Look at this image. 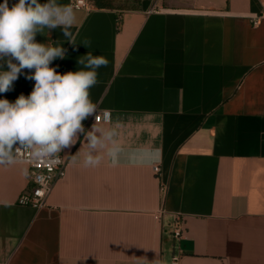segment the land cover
I'll return each mask as SVG.
<instances>
[{
  "label": "crops",
  "instance_id": "1",
  "mask_svg": "<svg viewBox=\"0 0 264 264\" xmlns=\"http://www.w3.org/2000/svg\"><path fill=\"white\" fill-rule=\"evenodd\" d=\"M88 1L75 44L59 28L35 39L66 49L60 74L108 61L90 99L109 121L82 123L111 136L84 167L78 134L42 208L17 204L28 167L0 165V264H264V0ZM32 71L0 99L27 97Z\"/></svg>",
  "mask_w": 264,
  "mask_h": 264
},
{
  "label": "clouds",
  "instance_id": "2",
  "mask_svg": "<svg viewBox=\"0 0 264 264\" xmlns=\"http://www.w3.org/2000/svg\"><path fill=\"white\" fill-rule=\"evenodd\" d=\"M74 23L73 7L59 0H18L11 7L8 0L0 3V93L12 89L23 69L34 70L26 78L35 81L27 97L21 94L15 102L0 99V165L15 163L21 149L34 159L59 160L61 152L75 145L81 133L87 145L83 166L101 163L96 153L111 133L98 135L95 124L86 131L82 122L96 113L90 89L97 85L98 70L108 61L89 52L78 60L83 66L80 70L60 74L50 64L63 59L66 49L60 43L51 46L35 39L45 30L59 28L66 40L75 44L70 31Z\"/></svg>",
  "mask_w": 264,
  "mask_h": 264
},
{
  "label": "built area",
  "instance_id": "3",
  "mask_svg": "<svg viewBox=\"0 0 264 264\" xmlns=\"http://www.w3.org/2000/svg\"><path fill=\"white\" fill-rule=\"evenodd\" d=\"M154 0V4L151 11H160L157 7V2ZM70 5L73 9L89 11L90 4L88 0H71ZM253 25H257L256 19L253 21ZM93 122L109 121V114L107 112L99 115L94 114L91 118ZM16 162L23 163L28 167V180L30 187L24 189L17 198V204L20 206H28L32 208H42L46 206V201L51 191L53 190L56 182L62 179L65 175L66 161L60 155V159H34L29 151L21 149L16 153ZM152 171L154 175L158 176L160 173L159 165H152ZM160 192H164V187H160ZM160 216V213L156 214V218ZM172 231L171 235L173 239L180 240L184 237L183 222L180 216L173 217L171 223ZM170 264H178L177 258L173 257Z\"/></svg>",
  "mask_w": 264,
  "mask_h": 264
},
{
  "label": "rangeland",
  "instance_id": "4",
  "mask_svg": "<svg viewBox=\"0 0 264 264\" xmlns=\"http://www.w3.org/2000/svg\"><path fill=\"white\" fill-rule=\"evenodd\" d=\"M9 2H14V1H16V0H8Z\"/></svg>",
  "mask_w": 264,
  "mask_h": 264
}]
</instances>
